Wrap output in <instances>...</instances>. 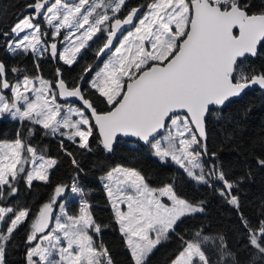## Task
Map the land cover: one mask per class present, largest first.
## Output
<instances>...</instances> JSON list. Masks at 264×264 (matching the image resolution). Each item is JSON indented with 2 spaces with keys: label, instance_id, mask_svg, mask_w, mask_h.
Listing matches in <instances>:
<instances>
[{
  "label": "snow or ice",
  "instance_id": "snow-or-ice-1",
  "mask_svg": "<svg viewBox=\"0 0 264 264\" xmlns=\"http://www.w3.org/2000/svg\"><path fill=\"white\" fill-rule=\"evenodd\" d=\"M125 3L126 0H78L77 3L35 0L28 5L32 15H24L9 33L3 34L16 38L8 45L14 54L43 55L50 51L56 56L57 43L45 45L41 37L47 33H41L40 25L33 23L43 16L54 29L53 37L65 31L64 40L70 46L64 48L60 59L72 65L88 41L97 33H105L96 56L113 54L96 71L90 86L111 106L109 111L98 112L79 85L69 88L63 79H58L54 88L50 81L25 76L12 86L4 78L5 65L0 63V92L11 88L14 93L11 102L0 95V116L10 113L14 118L32 120L49 129L52 135L61 132V128L70 129L61 135L71 140L78 137L79 146L89 149L93 126L84 110L71 106L65 110L57 103V95L77 97L94 117L106 150L112 149L118 134L138 137L151 144L154 155L161 161L170 158L197 183L207 185L215 176L225 186L221 196L238 209L239 198L232 194L234 184L226 179L224 171L216 167L206 171L201 163L200 157L207 151L203 144L204 118L210 105H223L251 85L264 88V72H245L238 63L239 58L248 54L257 55V46L264 42V10L251 12L249 5L241 0H152L142 16L137 15L140 9L134 7L121 19L116 14ZM125 26H132L133 31H128L119 46H114V40ZM92 70L91 65H86L83 72ZM181 112L187 114L180 115ZM74 115L79 118L73 120ZM161 130L168 132L162 138L164 143L156 139ZM36 151L19 135L11 143H0V199L5 197L2 186H8V195L16 193L14 182L25 172L28 163L34 165L26 175L29 187L34 180H48L47 172L57 161H45L41 156L37 165ZM66 154L72 156L70 152ZM72 163L77 164L74 157ZM258 163L264 166V159ZM107 180L105 188L115 210V220L126 237L134 264H146L148 255L168 239L182 217L203 211L202 207L178 197L171 184L150 189L144 176L133 168L118 166L107 174ZM67 187L58 185L51 200L39 209L32 221L27 235L28 264H112L108 249L94 239L102 228L95 223L87 201L82 199L78 216H69L66 212L64 220L55 216V227L49 228L56 199ZM71 191L83 193L75 180ZM161 197L171 203L165 204ZM121 205H126V210ZM29 217L28 208L0 206V264H5L7 242ZM242 223L249 228L243 217ZM210 240L196 233L194 240L184 241L171 264H210L204 250ZM218 240V264H227L233 259L232 253L223 237ZM248 242L264 255V221L258 229L249 230Z\"/></svg>",
  "mask_w": 264,
  "mask_h": 264
},
{
  "label": "trees",
  "instance_id": "trees-1",
  "mask_svg": "<svg viewBox=\"0 0 264 264\" xmlns=\"http://www.w3.org/2000/svg\"><path fill=\"white\" fill-rule=\"evenodd\" d=\"M34 2L8 0L0 6V62L5 65L6 79L12 83L22 76L40 73L45 79L56 81L59 70L68 85L84 83V93L97 110L110 109L104 98L88 84L95 66H98L95 65L96 50L102 44L103 37L92 41L72 65L52 55L47 58L39 56L36 60L31 52H8V42L12 37L3 34L9 33L24 15H32L28 5ZM150 2L152 0H126L121 15L131 7L145 8ZM241 2L249 5L251 12L264 10V0ZM35 20L42 27L45 25L43 16ZM238 63L245 72H264V42L259 46L256 56H246L239 59ZM86 65H91L93 70L84 74ZM13 68L17 69L16 74ZM5 92L9 94V90ZM206 125V137L203 140L207 150L203 154L204 163L207 164L205 170L214 164L224 171L226 179L234 184L232 194L239 198L238 209L221 196L225 186L220 180L214 177L207 185L197 183L186 175L183 168L170 160L162 162L153 155L149 144L119 139L109 151L104 148L94 127L89 138V149H84L79 146L78 139L52 135L48 129L32 120L0 118V140H15L19 135L20 139L27 142L26 145H32L38 153L57 161L50 170L48 181L34 180L29 187L26 174H22L14 182L17 191L13 195H8V186H2L5 197L0 199V205L30 209L29 219L14 231L6 244L5 264H28L26 253L30 245L25 236L29 234L38 210L51 200L58 185L70 188L74 180L83 189L82 194L78 193L80 198L90 203L92 217L102 228L100 235L95 236L96 242L108 249L112 264H134L125 237L119 231L106 188L100 180L118 165L137 169L151 186L161 188L171 184L177 195L203 208L202 212L182 217L175 231L170 232L168 239L162 241L147 257L146 264H170L182 249L184 241L194 240L196 233L210 237L209 243L216 245L215 248L204 246L210 264H218L220 260L217 251L219 237H223L233 256L227 264H264V255L259 254L248 242L249 230L258 229L260 222L264 221V166L258 163V160L264 159V91L251 89L240 98L230 100L224 107L212 108ZM67 152L72 156H68ZM73 157L77 161L76 165L72 163ZM242 217L247 220L249 228L242 223Z\"/></svg>",
  "mask_w": 264,
  "mask_h": 264
},
{
  "label": "rangeland",
  "instance_id": "rangeland-1",
  "mask_svg": "<svg viewBox=\"0 0 264 264\" xmlns=\"http://www.w3.org/2000/svg\"><path fill=\"white\" fill-rule=\"evenodd\" d=\"M8 0H0V6L1 5H3L4 3H6ZM70 2H72V3H77L78 2V0H73V1H70ZM90 2H91V0H90ZM150 3H152V2H150ZM149 3V4H150ZM148 4V5H149ZM147 5V6H148ZM145 7V9H144V11L141 13V15L140 16H142L144 13H146L147 11H148V7ZM122 10H123V7H122V9H121V12H122ZM98 11H99V9H98ZM121 12L120 13H117L116 15L119 17V18H121L122 19V15H121ZM112 13L111 12H109V15H111ZM44 18V17H43ZM44 20H45V18H44ZM33 23L34 24H37V20H33ZM39 25H40V29H41V33H47V35H42V37H41V40H42V42L45 44V45H50L52 42H56L57 43V49L59 50V57L57 58L58 60H60L61 62H63V63H65V61L64 60H62V59H60V55L63 53V51H64V48L65 47H68V46H70V43H69V41H66V40H64V36L66 35V33H65V31L64 30H61V34H60V36H58V37H53V35H52V33H53V31H54V29L50 26V25H48L47 24V22H46V20H45V25L42 27V25L40 24V23H38ZM85 27H87V26H85ZM128 31H133V27L131 28V29H128L122 36H121V38L119 39V42L117 43V45L116 46H119V43L124 39V37L127 35V32ZM22 35H24L23 33L21 34V36ZM105 33H97V36L96 37H93V40H91V41H88V44L85 46V48L92 42V41H94L95 39H97V38H101V37H103V41H104V38H105ZM14 39H16L15 37H12L10 40H9V42H8V45H9V43L12 41V40H14ZM84 48V49H85ZM84 49H82L81 50V52L78 54V56H77V59H78V57H79V55L83 52V50ZM7 50H8V52H11L10 51V49H9V47H7ZM113 52H114V49H113ZM11 53H13V52H11ZM32 53V55H33V57H34V59H38V57L39 56H41V57H45V58H47L48 56H51V54H50V51H45L44 52V54L43 55H39L38 53H35V52H31ZM112 52H110L105 58H104V60L98 65V66H95V68H94V72L92 73V75H91V77H90V79L88 80V84L90 85V82L92 81V79L94 78V76H95V73H96V71H98L100 68H102L103 67V64H104V62H106L111 56H112ZM17 72H14V74H16ZM25 76H22L20 79H17V80H15L14 82H12V83H10L9 81V84L10 85H12V86H15V84L18 82V81H22L23 80V78H24ZM29 78H35V77H40V78H42L43 80H45V81H50L51 83H52V85H53V87L55 88L56 87V81H52V80H48V79H45L40 73L39 74H37V75H35V76H28ZM37 87H39V84L37 83ZM6 90H9V94H7L5 91ZM0 95H3L9 102H11L12 100H13V97H14V93H13V91H12V89L11 88H9V89H3L2 90V92H0ZM31 95L32 96H34L35 95V93H31ZM21 103H23V102H21ZM57 103L58 104H60L61 105V107L63 108V109H67V107L68 106H71V107H73V108H77V109H83L84 110V112H85V115L88 117V119H89V121H90V123L92 124V126H93V129H94V125H93V123H92V120H91V117H90V115L85 111V109L84 108H82L80 105H78L77 103H74V102H71V101H63V100H61L60 99V97H59V95H57ZM63 114V113H62ZM180 115H185V114H182V113H180ZM0 118H9V119H19V120H21L19 117H13L10 113H5L4 115H2V116H0ZM73 118V120H75V119H78L79 117L78 116H73L72 117ZM40 125V124H39ZM40 126H42V125H40ZM43 127V126H42ZM82 127H84L85 129L87 128V126H82ZM49 130V129H48ZM50 131V130H49ZM71 130L70 129H63V128H61V132H70ZM193 131H195V129L193 128ZM61 132H58V133H56L55 135L56 136H61V137H65V138H68V136L67 135H61ZM168 135V132L165 130L161 135H159L158 137H156V139L157 140H161L162 141V143H164V141H163V139L162 138H164V137H166ZM76 139H78V141H79V138L77 137ZM198 139H199V137H198ZM22 140V139H21ZM14 140H0V143H5V142H7V143H11V142H13ZM23 141V140H22ZM25 144H27V142L26 141H23ZM153 143H154V141H153ZM31 147H32V145H30ZM149 146H150V151L152 152V154L154 155V153H153V149H152V146H151V144H149ZM196 151H200V149L199 148H197L196 149ZM26 155H30V154H26ZM43 157L44 158V160L46 161V160H49V159H53L52 157H49V156H46V155H43V154H41V153H38L37 151H36V157H37V165L41 162L40 160H39V157ZM156 156V155H155ZM156 157H158V156H156ZM159 158V157H158ZM160 159V158H159ZM161 160V159H160ZM168 160H170V161H172L170 158H168V159H166L165 161H162V162H166V161H168ZM200 160H201V163H202V165L204 166V168H205V166H207V164H205L204 163V156H203V154L201 155V157H200ZM177 167H180L176 162H174V161H172ZM119 167H123V168H132V167H129V166H122V165H118ZM118 166H115L114 168H116V167H118ZM19 167V166H18ZM33 167H34V165H32L31 163H28V164H26L25 165V172L24 173H21L20 175H22V174H26L27 175V173H29V172H31L32 170H33ZM213 167H216V165H214V164H210V166H209V169L208 170H211ZM113 168V169H114ZM181 168V167H180ZM133 169H135V168H133ZM184 169V168H183ZM50 170L51 169H49L48 170V172H47V174H48V179H49V174H50ZM137 170V169H136ZM207 170V171H208ZM138 171V170H137ZM139 172V171H138ZM20 175H18L17 177H16V179L17 178H19L20 177ZM142 175V174H141ZM215 176H213L212 178H214ZM9 179L11 180V177H9ZM100 180L103 182V185L105 186V184H107V183H109V181L107 180V175L106 176H104V177H101L100 178ZM40 181V180H39ZM48 181V180H47ZM145 183L148 185V187L150 188V189H160V187H154V186H151V185H149L148 183H147V181L145 180ZM113 187H114V190H115V184L113 185ZM162 188V187H161ZM107 191V190H106ZM178 197H180V198H183L182 196H179V195H177ZM161 199H162V201L165 203V204H170L171 202L166 198V197H161ZM183 199H185V198H183ZM109 200H110V205H111V207H112V201H111V199L109 198ZM186 200V199H185ZM81 201H82V199L80 198V196H79V194L78 193H73L72 191H71V187L70 188H66V191L64 192V193H62L61 194V197H57V199H56V203H55V205H54V210L56 211L55 212V216H61V219L62 220H64L65 219V217H64V215H63V213H67V215H69V216H78L79 214H80V208H81ZM86 201V200H85ZM188 201V200H187ZM72 203L73 204H75V206H73L72 205ZM89 205H90V203L89 202H87ZM44 205V204H43ZM42 205V206H43ZM60 205H63L64 206V208L63 209H61V207H60ZM195 205H197V204H195ZM0 206H2V205H0ZM41 206V207H42ZM198 206H200V205H198ZM3 207H9V206H3ZM40 207V208H41ZM121 207H122V209L123 210H126V205H121ZM201 207V206H200ZM113 208V207H112ZM114 210V209H113ZM39 211V210H38ZM114 213H115V210H114ZM92 215V214H91ZM35 219V218H34ZM178 222V221H177ZM118 224V223H117ZM31 225H32V223H31ZM55 227V219L53 220V223L51 224V226L49 227L50 229L51 228H54ZM30 231H31V226H30ZM101 233V232H100ZM100 233H99V235H100ZM90 234H92L91 232H90ZM123 235V234H122ZM95 236L96 235H94V239H95ZM124 236V235H123ZM125 237V236H124ZM125 240H126V237H125ZM96 241V240H95ZM33 244H35L36 242L34 241V242H32ZM65 243V245H66V241L64 242ZM97 243V242H96ZM98 244V243H97ZM158 246V245H157ZM156 246V247H157ZM207 246H211L212 248H215L216 247V245H212V244H207ZM156 249V248H155ZM155 249H153V251L155 250ZM131 251V250H130ZM152 251V252H153ZM151 252V253H152ZM150 253V254H151ZM149 254V255H150ZM148 255V256H149ZM58 258V257H57ZM171 264V263H170Z\"/></svg>",
  "mask_w": 264,
  "mask_h": 264
},
{
  "label": "water",
  "instance_id": "water-1",
  "mask_svg": "<svg viewBox=\"0 0 264 264\" xmlns=\"http://www.w3.org/2000/svg\"><path fill=\"white\" fill-rule=\"evenodd\" d=\"M139 9H140V12L137 14L138 16H140L141 15V13L144 11V7H139ZM135 23V22H134ZM132 28V26H125V28L122 30V33H118V36H117V38L114 40V46H116L117 45V43L119 42V39L121 38V36L128 30V29H131ZM235 31V30H234ZM262 44V43H261ZM260 44V45H261ZM260 45H258L257 46V49H259V46ZM114 49V48H113ZM110 52H108V54H109ZM107 54V55H108ZM107 55H104V56H102V57H100V58H97L96 59V61H95V65H99L103 60H104V58L107 56ZM246 56H249V57H254V56H252V55H250V54H248V55H246ZM256 56V55H255ZM59 57V50H58V52H57V55L56 56H53V58H55V59H57ZM239 59H241V58H239ZM1 63V62H0ZM4 78L6 79V72H5V74H4ZM58 79H63L64 81H65V79L62 77V75H61V72H59V75H58V77H57V79H56V82H57V80ZM65 83L68 85V83L65 81ZM56 85V84H55ZM77 85H79L80 86V88H81V91L82 92H84V83L83 82H80V83H78ZM76 86V85H75ZM68 87L69 88H71V87H74V86H70V85H68ZM255 88H259V89H261V90H263L264 91V88H262V87H260L259 85H251L249 88H247V89H245L242 93H240L238 96H235V97H231L228 101H226L225 102V104H223V105H219V106H209V111L205 114V118H204V125H205V133H206V130H207V125H206V119H207V117L209 116V113H210V110L212 109V108H221V107H224L225 105H226V103L227 102H229L230 100H233V99H238V98H240L246 91H248V90H251V89H255ZM60 97V99L61 100H63V101H71V102H74V103H77L78 105H80L82 108H84L85 109V111L90 115V117H91V120H92V123H93V125H94V127H95V129L97 130V132H98V134H99V136H100V139L102 140V137H101V134L99 133V130H98V127L97 126H95V120H94V117L91 115V112H90V110H88L87 108H86V106H84L83 104H82V101H80L79 100V98H77V97H61V96H59ZM85 98H87V99H89L86 95H85ZM93 103V102H92ZM94 105V104H93ZM95 107V106H94ZM111 109V108H110ZM110 109H108V110H106V111H109ZM98 112H106V111H99V110H97ZM182 114H187V113H185V112H181ZM195 129V128H194ZM165 130H161V132L156 136V137H158L159 135H161L163 132H164ZM119 139H125V140H130V141H135V142H140V143H143V144H149V143H146V142H144V141H142L140 138H138V137H133V136H130V135H123V134H118L117 135V138H116V140L113 142V146L115 145V143H116V141L117 140H119ZM100 140V141H101ZM54 213H55V210L53 211V220H54ZM53 220H52V222L50 223V225H49V227L51 226V224L53 223Z\"/></svg>",
  "mask_w": 264,
  "mask_h": 264
},
{
  "label": "flooded vegetation",
  "instance_id": "flooded-vegetation-1",
  "mask_svg": "<svg viewBox=\"0 0 264 264\" xmlns=\"http://www.w3.org/2000/svg\"><path fill=\"white\" fill-rule=\"evenodd\" d=\"M135 7L139 8V6H135ZM131 8H134V7H131ZM131 8H130V9H131ZM130 9H129V10H130ZM126 13H127V12H126ZM126 13H125V14H126ZM125 14H124V15H125ZM124 15H123V16H124ZM123 16H122V18H123ZM50 54H51V53H50ZM55 212H56V211H55ZM54 217H55V213H54ZM46 231H47V230H46ZM29 233H30V232H29ZM96 236H99V234H96ZM25 237H26V239H27V236H25ZM27 242H28V241H27ZM28 243H29V242H28Z\"/></svg>",
  "mask_w": 264,
  "mask_h": 264
}]
</instances>
